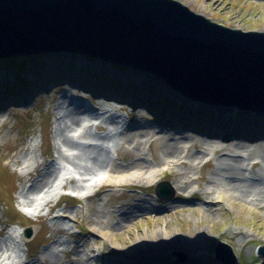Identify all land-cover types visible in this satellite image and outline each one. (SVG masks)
Instances as JSON below:
<instances>
[{
    "label": "rangeland",
    "instance_id": "374dc122",
    "mask_svg": "<svg viewBox=\"0 0 264 264\" xmlns=\"http://www.w3.org/2000/svg\"><path fill=\"white\" fill-rule=\"evenodd\" d=\"M176 1L195 14L231 29L264 32V0ZM57 54L40 55L29 62L17 59V64L24 63L26 67L20 73L25 83L11 78L8 91L0 89V105H3L0 108V264H71L73 261L78 264H138L141 260L146 264H220L213 258L217 242L232 248L236 264H259L261 257L256 250L259 245L264 246V203H251L247 198L228 199L225 193L220 197L218 192L207 194L204 185L209 183L220 158L241 155L244 158L241 178L264 187V169L261 170L262 158L258 153L259 145L264 149V125L250 126L247 132L222 139L223 135L228 137V131L210 136L214 131L203 129L200 122L208 112L202 110L192 114L190 124L160 126L154 123L153 114L165 107L171 109V113L178 108L185 109L173 103L177 92L162 80L129 68L115 67L113 70L108 64L103 68L102 62L94 59L81 73L73 69L65 74L59 66L65 59L61 53ZM70 60L76 64L81 61L76 54H72ZM41 64L50 72L62 71L46 90H36ZM99 69L104 72L100 74ZM112 70L117 73V80L124 82L120 77H125V82L131 79L136 82H127L124 90L110 94L111 88L102 80ZM11 71L8 66L1 67L0 80L3 74ZM142 76L154 87L140 85ZM140 87L148 94L145 98L141 97ZM18 89H21L19 94ZM154 89L156 91L151 93ZM12 94L17 95L12 98ZM24 96H32L31 101L25 103ZM85 99H93L92 107L97 110L104 108L109 112L104 114L98 110L95 120L83 116L85 125L75 133L80 123L71 125L66 118L70 110L67 106L80 100L79 105L72 107H83ZM124 120L129 132L156 125L163 134L158 130L160 133H154L155 137L142 136L126 142L123 135L128 131L122 130ZM178 131L184 135L187 148L182 154L183 164L167 167L161 162L164 144L159 136L175 137ZM210 137L217 140L215 146L205 144ZM239 140L243 142L239 144ZM137 142H140L138 149ZM192 155L198 158L189 161ZM109 158L121 164L122 171L117 173L122 172L123 176L104 177L103 174L110 170L108 167L97 171L96 166L105 160L110 162ZM138 161L147 162L144 172L152 170L157 175L136 172L135 162ZM189 165L190 170L187 169ZM45 175L50 178L49 185L33 191L32 186ZM98 176L100 178H96ZM90 177L99 180L100 185L85 191L89 194L93 190L87 197L79 198L75 192L81 190ZM178 178L184 180V187H178L179 182L175 181ZM164 181L174 193L167 201L154 194V187ZM61 188L66 195L58 202L36 208V211L41 209L40 217L32 220L24 215L35 209L32 205L38 202L39 194L55 189L59 190V195ZM137 204L150 211L111 236L107 227ZM14 227L33 229L31 238L23 241L26 250L21 246L17 254L11 251L13 234L9 229ZM153 235L157 243L166 235L183 243L176 241L171 250L162 253L155 246L153 250H144V255L138 247L153 244ZM172 250L186 252V262L176 263L173 254H167ZM185 256L180 259L183 261Z\"/></svg>",
    "mask_w": 264,
    "mask_h": 264
},
{
    "label": "water",
    "instance_id": "95a60500",
    "mask_svg": "<svg viewBox=\"0 0 264 264\" xmlns=\"http://www.w3.org/2000/svg\"><path fill=\"white\" fill-rule=\"evenodd\" d=\"M47 53L152 75L177 98L264 114V32L217 24L176 0H0V58ZM155 194L174 196L167 182ZM170 253L186 262V252ZM256 254L264 264L263 245ZM213 258L237 262L224 242Z\"/></svg>",
    "mask_w": 264,
    "mask_h": 264
},
{
    "label": "bare ground",
    "instance_id": "6f19581e",
    "mask_svg": "<svg viewBox=\"0 0 264 264\" xmlns=\"http://www.w3.org/2000/svg\"><path fill=\"white\" fill-rule=\"evenodd\" d=\"M65 61H61V63L59 64V66L62 68L63 72L66 74H68V72L70 70H76L79 73H81L82 71H84L85 67L87 65L90 64V61L88 60V62H84V61H79L77 62H71L70 58L72 57V55L68 56V55H63L60 54ZM76 66V67H75ZM94 66V65H93ZM102 66V64H101ZM75 67V68H74ZM104 67V66H102ZM116 68H113V70ZM45 70H48L45 68ZM100 70V74L102 72H104L102 69ZM111 71L109 78H105L106 81H103L104 84L107 87H110L111 89L108 90V93L113 94L115 92H118L120 90H124L125 87L128 85L127 82H131L135 81L134 79H132L131 81H126L125 82V77H120L122 78V80L124 82H121V79L117 80V76H116V72L115 71ZM56 76H60V72L55 71L54 72ZM43 82V79H39L37 80L38 84H41ZM136 82V81H135ZM140 85L146 86V85H150L151 87H154L150 81L148 80V78L146 76H142L141 77V82ZM149 86V87H150ZM35 88V87H34ZM91 88V87H90ZM101 88V87H100ZM141 88L139 89L140 94L142 95L141 97L145 98V96H148L147 93H143V91H141ZM35 91V90H34ZM104 91V90H103ZM156 91V89H154L151 93H154ZM106 92V91H104ZM19 94V92H18ZM104 94V93H103ZM17 95V94H16ZM16 95L12 94V98H14ZM177 99V100H176ZM174 104H177L181 107H185L184 110L179 109L174 112L171 113V109H167V107L164 108V110L162 109L161 111L159 110L157 112L158 118H159V125L160 126H164L162 120L168 121L169 124L173 125V123L175 124H183L187 123L190 124V122H192V114L196 113V112H200L202 110L207 111V115L206 117L200 122L201 126L203 127V129L207 130V131H214L213 135L210 136H214L217 133H219L220 131H228L229 135L228 137L223 135L221 138L222 139H230L232 136L236 137L235 135H238V132H247V130L250 128V126H255L257 125H264V114H254V113H250V112H243L240 111L238 109H229L227 108V110L222 109L221 107H215V106H210V105H203L202 103H198V102H193V101H186L185 99H180V98H175ZM74 105V102H71V104H68L67 109L68 110V114L66 115V118L68 119V121L71 123V125H76L77 123H80L79 127L75 130V133H78V131L80 129H82V126L85 125V121L86 119L84 117H87V119L92 120V119H96L98 113L87 110V112L92 113V114H88L86 115V110L83 107H75L73 108L72 106ZM3 106H1L0 108H2ZM104 109V108H103ZM102 108H98L99 112L100 110L104 113L107 114V112H109V110H103ZM112 112V111H110ZM190 113V115H188ZM94 114V115H93ZM101 115V113H100ZM84 116V117H83ZM212 120V121H210ZM90 122V121H89ZM122 130L123 128L126 129L127 127V121L124 120L122 123ZM162 130L158 127V126H154L151 125L149 127H142L139 128L137 131L134 132H129L127 129L124 133V139L126 142H133L135 141V139H139L140 137L144 136L145 138L152 136L155 137L154 133H160ZM157 131V132H156ZM162 133V132H161ZM178 136L176 135L175 137H170V135H161L159 136V139H161V143L164 144V148L162 149V161L166 163L167 165L165 166H169V165H175L177 163H180V165L183 164V162H181L182 160V154L183 151L187 150V148H185V144H184V140L185 137L184 135L180 134V132L178 131ZM163 134V133H162ZM151 137V138H152ZM238 138L241 136H237ZM243 137V136H242ZM247 137V136H246ZM233 138V137H232ZM249 140L250 138L247 137ZM241 141V140H239ZM243 141H241L239 144H241ZM184 144V145H182ZM205 144L209 147L211 146H215V144H217V140L214 137H210L209 139L206 140ZM31 146V145H30ZM136 148L138 149V147L140 146V142L136 143ZM258 153L260 155V157L262 158L261 164H262V168L261 170L264 169V149H261V145L258 146ZM248 150H246L247 152ZM186 157V156H185ZM232 159H231V158ZM228 158H220L219 161V165L216 168V170L213 172V174L210 176V180L209 183L204 185V192L207 194L210 193H214V192H218L215 193L217 195L220 194L222 195H227L228 199H232V198H236L238 200H242L243 198H247L249 202L251 203H258L259 201H261L262 203H264V187L261 186V183H257L255 181H246L245 177L241 178V170H242V165L244 163V158L241 157V155H234V156H230ZM198 156H189L188 160L191 161L197 159ZM110 162L108 161H102V163H100L99 161H96L95 163H100L98 167L99 169L97 171H100L104 168H110L109 172L104 173L108 178L111 177L112 179H117L121 176H123V173H117L118 171H122V167L120 163H117L116 161H113L112 158H109ZM255 162V161H253ZM136 166H135V171L136 172H141L143 174H152V175H157V172H152V170L144 172L143 170L146 169L147 167V162H135ZM178 166V164L176 165ZM188 170L192 169V167L189 165ZM134 172V171H132ZM131 173V172H130ZM89 174V173H88ZM87 174V175H88ZM116 174H120L117 175V178L114 177V175ZM86 175V176H87ZM125 175V174H124ZM40 181L38 180L37 183H35L32 188L33 191L43 187L42 189H44V187L47 185H49L48 181H49V176L45 175L40 177ZM175 181H178V187L182 188L184 187L185 182L184 180L181 181V178L175 179ZM110 182V180H109ZM46 186V187H47ZM211 189H214L216 191H211ZM53 191L51 192H47V193H42V200L43 203H49L51 202V200L56 196L52 194ZM225 193V194H224ZM35 209L38 208L39 203L37 202L36 204L32 205ZM150 210L140 206L139 204H137L135 207L133 206V209H129L128 211L124 212L123 214H120L118 216V219L115 223H113L112 226L107 227V229L111 232L110 235H115L117 232H119V230H121L122 228H125L128 226V224H130L131 222H133L135 219L143 216L144 214H146V212H149ZM29 218H31L32 220L37 219L38 217H40L41 211H34L33 213H28ZM16 234L18 235V231H16ZM162 235L164 233H161ZM164 238H162L163 241H158L157 243V237H155L153 235L154 239H151L153 242V240H155V242L153 244L149 243L148 244H144L142 245V247H138V251L143 252L144 255L146 252H144V250H153L155 246L158 247V252L162 253L166 250H171L172 247H174L175 244H177V242L180 241V239L171 236V235H166L163 236ZM177 241V242H176ZM142 242V241H141ZM160 243V245H159ZM180 243H183V241H180ZM186 243L188 245H191V243L189 241H186ZM186 244V245H187ZM140 245V244H137ZM187 245V246H188ZM196 247V246H195ZM194 249V247H193ZM142 261V260H141ZM141 261H138V264H146L143 263ZM261 263V262H260ZM259 263V264H260ZM71 264H78L77 261H73L71 262ZM165 264V263H163ZM200 264V263H199Z\"/></svg>",
    "mask_w": 264,
    "mask_h": 264
},
{
    "label": "trees",
    "instance_id": "16d2710c",
    "mask_svg": "<svg viewBox=\"0 0 264 264\" xmlns=\"http://www.w3.org/2000/svg\"><path fill=\"white\" fill-rule=\"evenodd\" d=\"M39 56V54H36L35 56H28V57H9V58H0V68L1 67H5L8 66L10 67V69L12 70L11 72L14 73V78H19L21 76V72L24 71L26 69L24 63L21 64H17V61H21V62H29L31 61V59L26 60V58H30L33 57L34 59H36ZM18 59V60H17ZM106 65V63H103Z\"/></svg>",
    "mask_w": 264,
    "mask_h": 264
}]
</instances>
